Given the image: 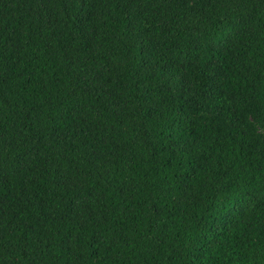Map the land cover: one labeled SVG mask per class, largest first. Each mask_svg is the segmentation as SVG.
I'll return each mask as SVG.
<instances>
[{"label":"trees","instance_id":"trees-1","mask_svg":"<svg viewBox=\"0 0 264 264\" xmlns=\"http://www.w3.org/2000/svg\"><path fill=\"white\" fill-rule=\"evenodd\" d=\"M0 264H264V0H0Z\"/></svg>","mask_w":264,"mask_h":264}]
</instances>
